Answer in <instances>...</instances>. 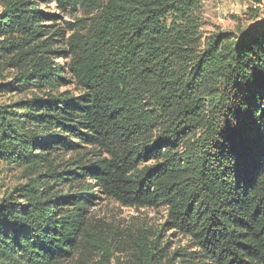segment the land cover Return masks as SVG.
<instances>
[{
    "label": "trees",
    "instance_id": "1",
    "mask_svg": "<svg viewBox=\"0 0 264 264\" xmlns=\"http://www.w3.org/2000/svg\"><path fill=\"white\" fill-rule=\"evenodd\" d=\"M41 1L1 4L0 164L25 184L0 198V264L69 262L100 196L165 208L197 251L129 239L130 264H264V21L201 44L202 0H50L63 28Z\"/></svg>",
    "mask_w": 264,
    "mask_h": 264
},
{
    "label": "rangeland",
    "instance_id": "2",
    "mask_svg": "<svg viewBox=\"0 0 264 264\" xmlns=\"http://www.w3.org/2000/svg\"><path fill=\"white\" fill-rule=\"evenodd\" d=\"M3 1L0 0V11ZM39 5L41 11L58 16L56 23L60 28L64 27L65 22H71L74 19L73 16L63 14L53 1L42 0ZM74 16L77 17L80 14ZM194 16L198 23L202 44L206 38L218 34L240 35L254 23L264 21V0H202ZM57 62L62 61L57 60ZM11 74V70H0V87L10 81ZM61 90L78 94L73 85ZM30 94L27 93L23 97ZM17 99L18 97L9 94H0V103ZM95 154L98 155L97 152ZM64 160L69 162L70 157L67 156ZM18 184H25L22 179V170L0 164V198ZM88 211L92 223V242L65 264H130L131 243L124 245L123 242L129 239L143 241L145 237L154 240V235L157 234L160 235V246L166 255L176 250L188 254L197 252L188 238L172 229V226L163 227L170 221L163 207H125L114 200L100 196V199L96 200ZM99 238L106 241L105 250L99 244ZM191 257H199V255Z\"/></svg>",
    "mask_w": 264,
    "mask_h": 264
}]
</instances>
